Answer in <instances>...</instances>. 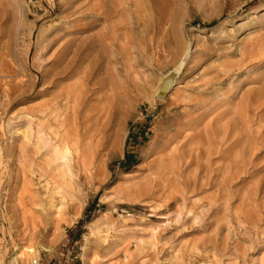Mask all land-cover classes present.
Returning <instances> with one entry per match:
<instances>
[{
	"label": "rangeland",
	"instance_id": "obj_1",
	"mask_svg": "<svg viewBox=\"0 0 264 264\" xmlns=\"http://www.w3.org/2000/svg\"><path fill=\"white\" fill-rule=\"evenodd\" d=\"M16 258L264 264V0H0V264Z\"/></svg>",
	"mask_w": 264,
	"mask_h": 264
},
{
	"label": "trees",
	"instance_id": "obj_2",
	"mask_svg": "<svg viewBox=\"0 0 264 264\" xmlns=\"http://www.w3.org/2000/svg\"><path fill=\"white\" fill-rule=\"evenodd\" d=\"M129 139H132V136L129 137ZM129 142V141H128ZM137 163V159L135 158V156L131 155V154H126V158L124 160V162H122V167L124 169H129L132 166H134ZM99 202L98 200L92 201L89 203L84 218L81 219L78 224L69 230V238L72 240L73 244L77 243V242H82V227L84 226V224L89 223L93 217L94 212L97 210V208L99 207ZM77 257V256H75Z\"/></svg>",
	"mask_w": 264,
	"mask_h": 264
},
{
	"label": "water",
	"instance_id": "obj_3",
	"mask_svg": "<svg viewBox=\"0 0 264 264\" xmlns=\"http://www.w3.org/2000/svg\"><path fill=\"white\" fill-rule=\"evenodd\" d=\"M186 65V60L178 64L173 70L163 77V80L160 84L157 98L160 100H165L173 89L177 86V81L182 75Z\"/></svg>",
	"mask_w": 264,
	"mask_h": 264
},
{
	"label": "bare ground",
	"instance_id": "obj_4",
	"mask_svg": "<svg viewBox=\"0 0 264 264\" xmlns=\"http://www.w3.org/2000/svg\"><path fill=\"white\" fill-rule=\"evenodd\" d=\"M150 1V0H149ZM159 90V89H158ZM50 125V124H49ZM53 125V124H52ZM63 140V139H62ZM51 142V141H50ZM38 177V176H37ZM48 180V179H47ZM34 263V262H33ZM11 264H19V260H18V258H16L15 260H13L12 262H11Z\"/></svg>",
	"mask_w": 264,
	"mask_h": 264
},
{
	"label": "built area",
	"instance_id": "obj_5",
	"mask_svg": "<svg viewBox=\"0 0 264 264\" xmlns=\"http://www.w3.org/2000/svg\"><path fill=\"white\" fill-rule=\"evenodd\" d=\"M34 264H39V261H38V260H36V261L34 262Z\"/></svg>",
	"mask_w": 264,
	"mask_h": 264
}]
</instances>
